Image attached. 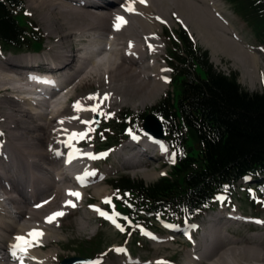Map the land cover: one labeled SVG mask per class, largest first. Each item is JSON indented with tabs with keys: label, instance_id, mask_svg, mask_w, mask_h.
I'll use <instances>...</instances> for the list:
<instances>
[{
	"label": "bare ground",
	"instance_id": "6f19581e",
	"mask_svg": "<svg viewBox=\"0 0 264 264\" xmlns=\"http://www.w3.org/2000/svg\"><path fill=\"white\" fill-rule=\"evenodd\" d=\"M29 1L31 8H33L34 11L39 12L41 16H44V19L46 20L47 29L52 31V32L48 31V35H54L58 41L57 44L59 43V45H61L62 47H65V45L68 44L69 51L62 52V54H64V56L67 58L66 60L64 59L65 61L63 60V62L60 60V58L57 55L51 56V60L58 62L59 64H53L50 61L44 59L45 56L49 55L51 52L47 54H42L43 49L39 52L25 49L28 51L26 52V54L31 53L28 55V57L30 56L32 57L30 59L22 58V57L21 58L2 57V59L0 60V65L7 67L4 68L1 66L0 72L7 71V74L10 75V78L23 85L21 90L17 92L18 96L15 97L12 94H8L9 95L8 99L13 100L16 103L15 106L12 107V109L13 108L15 109L12 110L10 113L5 114L6 118L3 122V127L5 128V130L2 131V129L0 128V133H3V135L0 136L1 139L0 168L3 170V175L5 176L9 173H12L11 174L12 182L16 181L17 183L12 184L10 182L9 184L11 185H8L7 183H5V181L0 179V188H2L3 191H6L7 193H11L13 187L19 189L20 191L17 192L16 190H13V194L15 195V198L17 196L20 199L22 198L25 203V204L22 203V206H19L17 205L18 203L17 198L15 199L11 197L10 199H8L10 203L16 206L15 209L16 212H15L12 206L8 207L9 205L3 203L5 198L7 200V197H10L12 195H7V197H4L2 196V194L4 195L6 194L0 190V264H6L8 262H10L11 264H21V261L22 264H46L41 260L44 257L40 255V253H43L45 250H51V247L45 248L43 251L37 249L39 247L44 246L42 244L44 241L57 240L56 236L51 231L49 232L44 231L43 228L40 227H30L28 229H25L24 224L18 223L19 222L18 216L22 217L21 220H23V218L24 219L33 218L41 222L42 224L46 223V225L51 224L54 220L60 218V217H56L51 223H49L47 222L48 218L52 217L54 213L60 211H55L48 214L43 213L44 217L43 215H41V213H39V211L44 207L50 206L51 204L55 203L54 202L55 194L45 198L39 197V192L30 191L28 188L29 187L28 181L26 179L24 181L25 177H23V174L27 177V175L33 176L34 173L45 172V169L43 171V167H41V165L37 161H35V159H39L40 161L41 160L46 161V157L48 156L49 158L47 149H49L53 144L52 140L48 141L46 138H40V135L44 134L43 126L37 125L36 127L30 128V126H32L30 121H34V124H36L35 119L42 118L43 113H46V116H48L47 113H56L58 115V118L66 116L64 118H61V120H63L64 123L58 124L57 126H53L54 120L51 118L48 121V127H47L50 128L51 133L52 132L63 133V134L66 133L64 134V136L60 137L59 142L57 137L56 142H58V145L55 146V149L53 151L54 153H52L53 162L60 169V172H62L60 173V175L64 174V176L66 177V179H63L62 177L56 179V182L60 183L59 185H65V186L68 185L67 187H69V184L73 185V189L71 188L70 190V187L66 189V197L69 198L64 201L65 203L63 206L65 209L69 210V212L78 210L79 205L81 204L80 203V199L82 195L81 191H83L86 188V186H89L90 184H93L96 181H100V179L102 178V176L93 177L92 173L89 172L90 171L89 167L90 164H92L93 162H97L99 160H103L106 158V156L101 157L97 155L102 153L101 151H103V149L108 145V143L104 145L98 144L91 146V144H93L94 141L96 144L97 136L90 137L89 134H95L96 132V129L94 128V126H96L95 123L98 120L102 122L104 115H100L90 111L92 115L91 118L89 119L81 118L82 121H88L89 122L88 124L81 123V125L79 124V127L75 129H71L67 132L64 131V127L72 123V121L69 119L70 117L67 116L76 115L75 113H70L69 110H67V108L62 109V107H64V104L68 103L72 94L76 93L75 88L72 91H69L68 89L70 88L71 85H73L78 74H80L81 79H83L84 81L85 78H88L90 76V74H84L85 71H82L81 69L85 65V63L87 64L93 63L91 55L88 57H84V59H82L83 57L81 54H83L82 52H84L83 49L81 50L74 48V46L77 47L78 45H82V44L86 45V47L89 46L88 44H92L89 42L88 44H86L84 41L94 40L93 39L94 36L92 37H89L87 35L84 36L85 33L90 34V32L102 33L104 31H110L106 37L105 43H103L102 52L98 55L105 53L106 56V54H108L109 57L113 58L114 63H121V65L123 66L121 65L116 66L113 62L109 61V59L107 58L108 63H110V69L108 67L106 68L108 70L107 71L108 74L110 75H107V73H105L106 74L105 77L109 80V84H113L117 82L115 87H117V89H120L121 91L124 90V96L126 97L138 98V101L150 100V99L154 100L159 95L161 87H163L164 89L165 85L168 82V78L163 76V74H165L164 71H162L154 62L148 63V61L152 60V58H155L156 56H161L160 48L157 45L152 44L154 39H158L156 33H154L153 30L158 27L157 23L162 24L163 22H169L167 21V19L157 21L155 20V16L159 14L162 16L164 14L163 11L164 10L166 11L168 9L169 3H171L176 6L178 11L176 13L180 15V17L182 16L184 19H186L190 24V26L188 24L186 25V22H183L178 18L179 22L182 23V25L189 31L190 34H192L194 38L193 40L199 46H201L205 50H209L211 54L218 52V46L221 47L222 50L225 52V54L228 57H230V59H232V61L234 62L232 67L235 70L242 72L241 82L243 84L245 82H249L250 85H253L259 82V84H262L264 86L263 67H261L260 69L261 57L257 56L256 53L251 52L252 51L251 49L253 48L247 49L249 47L246 45L245 46L247 48H245V46L243 45L244 43L237 36L235 32L234 33L236 35H234L235 38H233V40H237V41L227 39L223 35V31L219 27L214 26L215 23L210 20V18L212 17L209 14H211L214 17L216 16L215 18L218 19V22L220 21L222 24H225V26H228V24L223 20L224 18L223 16L225 13L221 9H219V7H217L218 4L213 3L214 0H207L210 8V10L208 11L209 14L207 11L204 12L202 9H199L195 6L193 7L190 1L188 0H168L167 5H165V8H164L165 0H145L144 3H140L139 0H29ZM129 5H131L132 8H134L135 6L134 12L130 13L126 10ZM188 7H190L191 14H189L187 11ZM120 9H122V12L119 11ZM140 10H143L144 12L142 11L140 12ZM28 11L30 12L29 9ZM122 13L132 16L137 15V17H133L132 21L129 22L128 18L126 16H123ZM187 14H189L190 16L189 17L185 16ZM116 17H123L124 20L126 21V23L119 30H116L115 28V25L117 23L116 19L113 20V18ZM112 21H115V23L113 22V24H111ZM135 25L138 28H136ZM75 28L76 30L74 31V33L76 32L75 35L77 36V38H79V40L83 37H86L87 39L83 38L84 41L82 40L83 41L82 42L80 40L81 43L77 42L78 40H75L74 38L69 39L72 36L73 30ZM228 28L232 30L229 26ZM139 29L143 31L141 37L138 35ZM124 36H125L124 49H114L115 46L117 45V42L119 41V38ZM130 37H134V38H130ZM142 38L145 39L144 41L145 51L153 54V56L150 58H145V55L142 54V52L140 51V49H144L143 40L141 41L142 44L141 43L139 44L140 39ZM97 44L99 43L97 42ZM149 45H151V50L149 48ZM43 47L44 44L42 48ZM56 49H58L57 46ZM91 51H93L92 48L91 49L87 48L85 51V56ZM96 52L98 53V51ZM32 55L36 57H33ZM14 59L15 60L19 59V61H15ZM3 61L6 62L5 65L3 64ZM144 62L145 65L148 66L151 65L150 69L152 71L149 76L153 77V82H149L147 76L145 75V71H147V68L143 66ZM138 65H140L141 67H139ZM74 66L77 69L74 74H76L77 76L72 80V77L70 76H72L73 74L72 75L70 74V76H68L67 74L69 71L73 70ZM88 71L89 69L86 70V72ZM0 80H1L0 82L4 81V79L3 81L2 79ZM7 80H9L8 76H7ZM92 81L95 82V79ZM11 82L12 84H14L13 81ZM87 82L89 81H85V83ZM119 82H121V85H119ZM85 83L83 84V86L85 85ZM4 85H6V83ZM29 85H34L41 92H43L45 97L39 98V100H42L41 102L35 100L32 101L31 99L25 100L24 96L20 95L22 94L21 92L25 88V86H29ZM61 87L64 88L60 89ZM6 88H7L6 90H8V87ZM58 89L60 90L58 91ZM61 94L63 95L60 96ZM75 99L71 102L72 107L77 102V100H79V98H77L75 102ZM20 100L30 103L28 104L31 106L30 108L35 107V109L40 111L37 112L36 110V113H34L35 115L32 114L34 115V117L27 116L26 114L25 115L20 114V112L27 111V109L29 108V106L24 105ZM0 103H3V101H0ZM82 104L83 101L81 105ZM98 111L104 113L102 107H99ZM31 118H33V120ZM136 130L137 129H135L134 131L137 132ZM82 131L87 132V136L84 139L72 140L71 146H68V137L71 135V133L73 132L81 133ZM135 132L131 134H136L135 137L137 138L133 139L134 136L131 137L126 142V145L124 144L123 148L121 149L124 150L125 152H122L121 155H119V152L121 150L118 152V157L123 158L122 165H130V167L133 168V165H136L138 167L143 162L151 161L156 156L164 159V154L168 152L161 151V145L166 147L165 143L162 141L161 138H154L151 135L143 136V134H138ZM5 138H7L8 143ZM86 138H88V140ZM5 142L7 144H5ZM38 143H41L43 145V149L41 151L35 149ZM86 148H89V150H85ZM10 149L13 150L12 152L14 154V161L10 160L9 155L6 153L7 150ZM22 152H26L28 154V156L26 157L27 159L28 158L34 159L33 163L29 162L30 166L24 165L22 163V158H21ZM129 152L132 154L131 156L135 158V162L131 157L129 158L130 164L127 163L124 164V159L126 158ZM56 153H60V155H57ZM152 153L155 154L152 155ZM89 155L95 156L97 158L89 159L88 158ZM128 157L130 156H127V158ZM16 171H20V175L14 174V172ZM0 178H1V172H0ZM36 183L47 186V191L49 188V192H51L54 188H56V184L54 180H50V178L47 175L45 177H41L40 179H36ZM59 191L60 190L57 189V192ZM69 192H78L80 196L79 198L70 196L68 195ZM100 196H102V194H100ZM220 198L221 197L216 199L212 209H209L204 213H202L199 216V218L196 219L195 221H189L191 228L190 231L188 232L183 231L184 236H181V239L186 242H190L192 248L191 251L188 253V257L190 261L187 262V260H185L186 261L185 264L189 262H190L189 264H206V261H204V259L199 255L198 252L199 250L198 247L202 244L203 238L208 236L206 241H204V243L201 245L202 247L204 246L202 255L205 258V260H208L207 258L216 256L221 251V249L224 248V244L221 242V234L222 237H224L225 239L227 238L228 235L226 236L223 233V231L225 230L224 232L228 233V228L227 229L225 228L228 222L232 221V224L233 223L239 224V221L241 220L240 218L237 219L232 216H228V217H224L225 221H222L223 217H220L219 215H213L206 220L208 225L205 229H203L202 232L199 225L197 224V221L201 219V217H203L205 214L214 212L216 207L219 205ZM226 201L228 202L231 200H226ZM68 202L74 204L75 207L66 206ZM5 206H7V208ZM99 209H102L105 213L109 214V212L105 210L104 206L103 208H99ZM95 216L96 219L99 222H101V225H105L107 223V219L101 216L100 214L95 213ZM41 217L46 219L44 223L43 220L41 221ZM65 217L66 215H63L61 221L65 219ZM218 222H220L219 225L220 228L215 226ZM59 223L60 222H57L56 225L60 226ZM194 226H198V227H195L196 229H194ZM253 228L257 229L254 226ZM34 230L43 233V235L39 239V242L40 243L42 242L41 245L37 244L34 241L33 242L34 246L28 248L26 254L17 250V258L14 259L13 256L11 255V251L15 249H11L10 246L15 245L17 243L15 237L22 236L26 240H31L32 238L28 236V233ZM199 231L201 234L200 235L201 241L199 240L200 243L198 242L196 243L195 236L199 233ZM125 233L126 230L122 231L121 236H124ZM186 233H188L190 239L188 238ZM191 240H193L194 242H191ZM97 242L98 240L91 241L88 243L87 247H85L84 245L83 249L88 250ZM100 244L98 245L95 251L96 252L95 259L97 260L96 261L94 260L93 264H96V262L100 259L99 258V256L101 255V252L99 251ZM77 251L79 253V250L76 248V252ZM47 253L50 252L47 251ZM240 253L242 254H238L239 259L233 258L229 261L230 258H224L223 256H220L219 262H221V264H243L241 261H243L244 259H251L252 257L255 258L254 261H256L257 263L264 264V253L258 254L254 249H241ZM74 254H75L74 256L77 255V253ZM26 260H29L30 262H27ZM57 260L59 259L56 258L53 264H57L56 263Z\"/></svg>",
	"mask_w": 264,
	"mask_h": 264
},
{
	"label": "rangeland",
	"instance_id": "374dc122",
	"mask_svg": "<svg viewBox=\"0 0 264 264\" xmlns=\"http://www.w3.org/2000/svg\"><path fill=\"white\" fill-rule=\"evenodd\" d=\"M20 1L23 4V10L19 14H17L18 19L21 21V23L24 26L28 24L27 26H25V28L29 33H31L30 30H32L33 28L35 30L36 35L39 36L41 39H43L44 47L42 48L43 49L42 54H47L51 52L49 55H46L44 59L50 61L53 64H59V63L51 60L52 55H57L62 62L64 59L66 60L67 58L64 56V54H62V52L69 51L68 44H66L65 47H62L61 45H59V43L57 44L58 41L55 38V36L48 35V31L51 30L47 29L46 20L44 19V16H41L39 12L34 11L33 8H31L29 0H27L28 2L26 0H20ZM188 1H190L193 7L195 6L199 9H202L204 12L205 11L208 12L210 10L207 0H188ZM167 2L168 0L164 1V8L165 5H167ZM213 3L218 4L217 7H219V9H221L225 13L223 16L224 17L223 20L228 24V26L233 31L230 30L228 26H225V24H222L220 21L219 23L218 19L215 18L216 16L214 17L208 12V14L212 17L210 18V20L215 23L214 26L219 27L223 31V35L227 39L233 40V38H235L234 35L237 34V36L244 43L243 45L249 47L247 48L245 46V48L247 49L253 48L256 52L253 49H251L252 50L251 52L256 53L257 56L261 57L260 69L261 67H263V71H264V41L256 36V31H253L249 25L243 22V20L236 14L233 7L230 4H228L226 0H214ZM190 7L187 8L189 14H191ZM27 8L30 10V12L28 11ZM133 9H135V6ZM119 11L122 12V9H120ZM141 11L144 12L143 10H140V12ZM163 12L164 14L162 16L160 14L156 15L155 20L158 21V20L167 19V21L169 22H163L162 24L157 23L158 27L155 28L153 31L154 33H156L158 39H154L152 42L153 45H157L160 48L161 56H156L155 58H152V60L148 61V63L154 62L162 71H164L165 74H163V76L168 78V82L165 85L164 89L163 87H161L159 95L154 100L150 99V100L138 101V98L126 97L124 96V90L121 91L120 89H117V87H115L117 82L113 84H109V80L105 77L106 76L105 73H107V75H110L108 74L107 72L108 70L106 67L110 69V63H108V59L109 61L113 62V58L109 57L108 54H106L105 56V53L101 55L98 54L102 52L103 43H105L106 37L110 31H104L102 33L90 32V34L85 33L84 36L86 35L89 37L94 36L93 39L95 41L94 40L84 41L83 38L86 37H83L80 40L81 41L83 40L86 44H88V42L92 44L95 43L96 44L95 45L88 44L89 45L88 47H86V45L84 44L78 45L77 47L74 46L75 49L76 48L81 50L83 49L84 52H82L83 54H81L83 57L82 59H84V57H88L91 55L93 63L90 64L85 63V65L81 69L82 71H85L84 74H90L88 78H85V81H89L87 83H85V81L81 79L80 74H78V76L74 74L77 70L75 66L73 67V70L69 71L67 74L68 76H70V74L71 75L73 74L72 76H70L72 77V80L77 76L73 85H71L70 88L68 89L69 91H72L75 88L76 93L72 94L71 92L72 96L70 100L68 101L67 104H64V107H62V109L67 108V110H69L70 113H75L76 115L67 116L70 117L69 119L72 121V123L70 125H66L64 127V130L66 129L67 131H69L71 129H75L79 127V124L81 125V121H82L81 118L89 119L92 116L90 111L77 112L76 110L73 109L71 102L75 98L76 99L79 98V100L77 101H80V103H82L83 101V104H85V105L82 104L83 108H91V106H95L99 104L100 105L99 107H102V110L104 112L103 121L100 122L98 120L95 123L96 125L94 126V128L96 129L95 134H89L90 137L97 136L96 144L94 141V143L91 144V146L98 144L104 145L108 143V145L103 149V151H101L102 153L97 155L101 157L106 156V158L103 160H99L97 162H93L92 164H90L89 167L90 170L89 172L92 173L93 177L102 176V178L100 179V181H96L93 184H90L89 185L90 187L86 186V188L83 190L84 192L81 191L82 194L80 199L81 204L79 205L78 210L69 212V210L65 209L63 206L65 203L64 201L69 198L66 197V189L69 187L70 190L71 188L73 189V185L69 184V187H67L68 185L67 186L59 185L60 183L56 182V179H59L61 177L63 179H66V177L64 176V174L60 175V173L62 172H60V169L53 162V157H52V153H54L53 151L55 149V146L58 145L60 137L64 136V134L66 133L64 134L56 133V132L51 133L50 128H47L48 121L51 118L54 120L53 126H57L58 124H61L59 123L61 121V118H64L66 116L58 118V115L56 113H47L48 116H46V113H43L42 118L35 119L36 124H34V121H30L32 124L30 128L36 127L37 125L43 126L44 134H41L40 138H46L48 141L52 140L53 144L49 149H47L49 158L47 156L46 161L45 160L40 161L39 159H35V161H37L41 165V167H43V171L45 169V172L34 173L33 176L27 175V177L23 174V177H25L24 181L25 179L28 181L29 183L28 188L30 191L39 192V197L45 198L55 194V198H54L55 203L51 204L50 206L44 207L39 211V213H41L43 217H44L43 213L48 214L55 211L63 212L64 215H66L65 219H63L62 221H61L62 218L61 216L59 219L54 220L51 224L48 225H46V223L42 224L41 222L33 218H29V219L23 218V220H21L22 217L18 216L19 218L18 223L24 224L25 229H28L30 227H40L43 228L44 231L53 232L54 235L56 236L57 240L55 241L47 240L44 241L43 243L41 242L44 246L39 247L37 249L43 251L45 248L51 247V250H45L43 253H40V255L44 257L41 260L46 264H53L56 258L59 259L56 262L57 264H59L64 259H71V258H82L86 260L84 264H93L94 260L95 261L97 260L95 259L96 255L94 253L86 252V250L83 251L82 248L84 245L85 247H87L88 243L94 240H98L101 243L99 249L101 255L99 256L100 259L97 261L99 262V264H158V262H165V264H185L186 263L185 260H187V262L190 261L188 257V253L192 249L191 244L190 242H186L181 239V236H184L183 231L188 232L191 230L190 223L175 224L172 227H168L164 225L161 222V220L154 219L151 217L148 221L150 225L148 228H144V226L141 225L140 227L139 226L134 227V229L132 230L131 229V226H133L132 223H129L127 219H125L122 216H116L115 217L116 223L119 224L118 221H120L121 223L120 227L126 230L124 236H121L122 231H120V229L117 228L115 224L112 223L111 219H107V223L105 225H101V222H99L96 219L95 213L99 214L97 209L103 208V206L105 207V210L109 212L108 214L109 216H114V214L117 213L115 209H113L114 207H112L113 206L112 204L104 203L103 205V202L106 199H110V200L113 199V201H115V199L117 200L119 198L118 196L115 195L112 188L110 187L109 185L110 180H114L122 176H126L133 181H141L145 185H151L155 183L159 178L167 177L168 174L170 173L171 167L174 165V163L172 162L173 153L169 150L168 146L163 140L162 141L165 143L166 148L168 149L167 151L168 153L164 154V159L156 156L151 161L143 162L138 167L136 165H133V168H131L130 165H122L123 158L118 157V152L123 148V145L124 144L126 145V142L136 134H131L134 133L135 131L131 132L127 130L123 133L121 132V130L127 129V127H129L131 124L130 122L133 121L135 123V129H137V132L135 133L143 134V136H147L148 134L143 129L144 122H142L141 119L144 116L150 115L152 108H154L162 99H164L167 94H173V95L178 94L177 78L176 77L174 78V74L172 72L170 63L172 61V56L175 51L176 45L179 43L177 39L178 37L177 33L180 30H184L188 34L190 39L193 41V44L196 49H199L203 52H207L209 57V62L213 65L216 71L224 75H228L230 72L235 73L237 75V82L244 91L251 94L256 93V94L264 95V86L262 84H259V82L253 85H250L249 82H245L243 84L241 82L242 72L235 70L232 67L234 62L232 61V59H230V57H228L225 54V52L222 50L221 47L218 46V52L211 54L209 50H205L204 48L199 46L193 40L194 38L192 34H190L189 31L182 25V23L179 22L180 19L181 21L186 22V25L188 24L190 26V24L186 19H184L182 16L180 17V15L176 13L178 11L175 5L169 3L168 9L166 11L164 10ZM30 14L32 15V17ZM189 14L185 16L189 17L190 16ZM122 15L126 16L129 22L132 21L133 17H137V15L132 16L123 13ZM115 19L116 18H113V20ZM113 22L115 23V21H112L111 24H113ZM75 30L76 28L73 30V34L69 39L74 38L75 40H78L77 42L81 43L79 38H77V36L75 35L76 32L74 33ZM142 33L143 31L139 29L138 35L140 37ZM130 38H134V37H130ZM124 40H125V36L119 38V41L117 42V45L115 46L114 49H124ZM142 40H143L144 49H140V51L142 52V54L145 55V58L152 57L153 56L152 53H148L145 51V43H144L145 39L143 38L140 39L139 44L141 43ZM96 41L99 44H97ZM233 41H237V40H233ZM48 44L51 45L49 46ZM56 46L58 47V49H56ZM87 48L89 49L92 48L93 51L89 52L85 56V51ZM95 50L98 51V53ZM26 52L28 51L25 49L22 51L21 50L18 51L14 49L5 48L2 46L0 47V60L2 59V57L3 58L22 57L27 59L32 58L31 56L28 57V55L31 53L26 54ZM15 61H19V59ZM5 63L6 62L3 61L4 65ZM114 64L116 66L121 65V63H114ZM1 66L7 68L6 66L0 65V67ZM138 66L141 67L140 65ZM143 66L147 68V71H145V75L147 76L148 81L153 82V77L149 76L152 71L150 69L151 65L150 66L145 65L144 62ZM87 69H89L88 72H86ZM1 74L3 78L1 77ZM7 76L9 77L10 81L7 80ZM0 79H2V81L4 79L3 82H0V101H3V103H0V128L2 129V131H4L5 128L3 127V122L6 118L5 114L10 113L12 110H14L15 108L12 109V107H14L16 104L13 100L8 99L9 96L8 94H12L15 97L18 96L17 92L21 90L23 85L10 78V75L7 74V71L0 72ZM94 79L95 82L92 81ZM171 79H173V81H171ZM11 81H13L14 84H12ZM5 83L6 85H4ZM84 83L85 85L83 86ZM119 85H121V82H119ZM6 87H8V90H6L7 89ZM62 88L64 87H61L60 89ZM60 89H58V91ZM63 94H61V96ZM105 94H107L108 99L105 100L102 104H100L99 98H103ZM89 96H96L98 97V99L96 100L86 99ZM20 101L24 105L29 106L27 111L20 112V114L22 115L26 114L27 116L34 117L35 115L34 113H36L37 109H35V107L30 108L31 106L28 105L30 103L26 101L23 100ZM39 111L40 110H37V112ZM77 116L79 117V119H72L73 117H77ZM31 119L33 120V118ZM57 137H58V142H56ZM5 139L7 140V138ZM86 139L88 140V138ZM7 143L5 142V144ZM35 149L41 151L43 149V145L41 143H38ZM85 150H89V148H86ZM12 151L13 150L10 149L7 150L6 153L9 155V159L14 161V154ZM122 152L125 151L121 150L119 152V155H121ZM154 154L155 153H152V155ZM131 155L132 154L129 152L127 156L130 157L127 158L126 156L125 158L124 157L125 154H124L123 156L125 158L124 164L125 163L130 164L129 158L132 157ZM27 156L28 154L26 152L21 153L22 163L24 165L30 166L29 162L33 163L34 159L32 158L27 159L26 158ZM132 158L135 162V158L134 157ZM0 172H1L0 179L5 181V183H7L8 185H11L9 184L10 182L12 184L17 183L16 181L12 182V176H11L12 173H9L5 176L3 175V170L1 168H0ZM14 174L20 175V171H16L14 172ZM46 175L50 178V180H54L56 184V188H54L51 192H49V188L47 191V186L36 183V179H40L41 177H45ZM263 181L264 180H254V179L242 180L236 186L237 190L234 193V196L230 198L231 201L227 202L226 198L221 197L219 205L216 207L215 211L212 213L205 214L203 217H201V219L197 221V224L199 225L200 229L203 232V229H205L208 225L206 220L213 215H219L220 217H223L222 221H225L224 217H228V216L241 219L239 221V224L238 223L232 224V221L228 222L227 226L229 224L230 225L228 227L227 226L225 227L226 229L228 228V233H225L224 232L225 230L223 231V233L226 236L228 235L227 238L225 239L224 237H222L221 234V242L224 244V248L221 249V251L216 256L207 258L208 260H205V258L203 257L202 251L204 246L203 247L201 246L204 243V241H206L208 236L203 238L202 244L198 247L199 248L198 252L199 255L204 259V261H206V264H212V263L221 264V262H219L220 256H223L224 258H230L229 261L233 258H238V254H242L240 253L241 249H254L258 254L264 253V200L257 198L254 202H252V204L251 203L249 204V200L245 197V195L247 194L246 190L250 189L252 191L255 185H258ZM57 189H59L60 191L57 192ZM0 190L6 194V195L2 194V196L4 197H7V195H12L10 197H7V200L5 198L3 203L9 205L8 207L12 206V208L15 210L16 206L10 203L8 199H10L11 197L15 198V195L13 194V190H16V192L20 190L14 187L12 188L11 193H7L6 191H3L2 188H0ZM100 194H102V196H100ZM16 198L18 199L17 205L22 206V203H24L23 199L18 198V196ZM5 207L7 208V206ZM99 210L104 212L102 209ZM43 217H41V221L43 220L44 223L46 219H44ZM57 222H60L59 223L60 226L56 225ZM242 224H244L245 226ZM219 225L220 222H218L215 226L220 228ZM253 226L256 227L257 229H254ZM195 227L198 226H194V229H196ZM145 230L150 233L151 235L150 238L145 237V233H144ZM186 234L190 239L188 233ZM200 235L201 234L199 231V233L195 236L196 243L197 242L200 243L201 241ZM191 242L194 241L191 240ZM41 243L39 242L38 244L41 245ZM76 248L79 250V253L78 251L76 252ZM118 249H122L123 251H117ZM47 251H49L50 253H47ZM74 253H77V255L74 256L75 255ZM254 260L255 258L251 257V259H244L241 262L243 264H260ZM26 261L30 262L29 260ZM6 264H11V263L8 262Z\"/></svg>",
	"mask_w": 264,
	"mask_h": 264
},
{
	"label": "trees",
	"instance_id": "16d2710c",
	"mask_svg": "<svg viewBox=\"0 0 264 264\" xmlns=\"http://www.w3.org/2000/svg\"><path fill=\"white\" fill-rule=\"evenodd\" d=\"M226 1L264 41V0ZM22 10L20 0H0V47L39 52L43 39L18 19ZM177 34L170 66L178 94H167L150 112L175 163L167 177L151 185L126 176L109 182L119 197L112 199V207L133 224L132 230L148 228L151 217L169 225L195 221L219 197L230 200L242 180H264V95L244 91L235 73L216 71L207 52L196 49L184 30ZM130 123L121 132H133ZM246 193L249 204L264 200V181ZM99 244L86 252L96 254Z\"/></svg>",
	"mask_w": 264,
	"mask_h": 264
},
{
	"label": "snow or ice",
	"instance_id": "6c2138e0",
	"mask_svg": "<svg viewBox=\"0 0 264 264\" xmlns=\"http://www.w3.org/2000/svg\"><path fill=\"white\" fill-rule=\"evenodd\" d=\"M140 3H144L145 0H139ZM128 12H134V9L132 8L131 5L128 6V8L126 9ZM116 25H115V28L116 30H119L125 23L126 21L124 20L123 17H116ZM131 47V45H130ZM149 48L151 50V45H149ZM167 82V81H166ZM86 99L88 100H96L98 99V97L96 96H89L87 97ZM100 99V104H102L105 100L108 99V96L107 94H105V96L103 98H99ZM99 104L91 107V108H83L81 103L79 101H77L74 105H73V108L74 110H76L77 112H80V111H91L93 113H97V114H100V115H104V113L102 112H99L98 109H99ZM72 119H79V117H73ZM59 123L63 124L64 121L61 120ZM81 123H85V124H88L89 122L88 121H81ZM92 130V129H90ZM64 131H67L66 129ZM3 133H0V136H2ZM87 136V132H81V133H76V132H73L71 133V135L68 137V146H71V141L74 140V139H84L85 137ZM137 137H133V139H136ZM51 150V149H50ZM75 151V150H74ZM161 151L163 152H167L168 149L166 147H164L163 145H161ZM57 155H60V153H56ZM89 159H96L97 157L95 156H92V155H89L88 156ZM70 162V161H69ZM172 162L175 163V154H172ZM94 175V173H93ZM163 175V173H162ZM68 195L70 196H73V197H76V198H79L80 194L78 192H69ZM104 203L106 204H111V200L110 199H106L104 201ZM66 206H72V207H75L74 204H71V202H68V204ZM97 211L99 212V214L101 216H104L106 219H111L112 220V223L115 224V226L117 228L120 229V231H124L123 228L120 227L119 224L116 223V219L115 217L116 216H119V213H115L114 216H109L107 213L105 212H102L100 211L99 209H97ZM64 213L63 212H56L53 214L52 217H49L47 222L51 223L56 217H61L63 216ZM127 219V218H125ZM43 235V233L39 232V231H32L30 233H28V236L31 237L32 239L31 240H26L24 237L22 236H17L15 237L17 243L15 245H12L10 246L11 249H15V250H12L11 251V255L13 256V258H17V250L22 252V253H27V250L28 248L34 246V241L38 244L39 242V239L40 237ZM117 251H123L122 249H118ZM21 264H22V261H21ZM96 264H99V262H96ZM158 264H165V262H158Z\"/></svg>",
	"mask_w": 264,
	"mask_h": 264
},
{
	"label": "water",
	"instance_id": "95a60500",
	"mask_svg": "<svg viewBox=\"0 0 264 264\" xmlns=\"http://www.w3.org/2000/svg\"><path fill=\"white\" fill-rule=\"evenodd\" d=\"M143 129L148 135H151L154 138H161L162 136L160 124L157 119L152 115H148L145 117ZM188 135L195 144L198 143L197 138L195 137L192 130H189ZM85 262L86 260L82 258H71L64 259L59 264H84Z\"/></svg>",
	"mask_w": 264,
	"mask_h": 264
}]
</instances>
